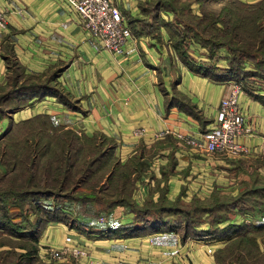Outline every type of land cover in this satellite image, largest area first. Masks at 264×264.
<instances>
[{"label":"crops","instance_id":"obj_1","mask_svg":"<svg viewBox=\"0 0 264 264\" xmlns=\"http://www.w3.org/2000/svg\"><path fill=\"white\" fill-rule=\"evenodd\" d=\"M112 1L132 32L120 52L101 46L90 36L67 0H0L6 17V26L0 28V85L6 78L9 52L26 74L54 73L56 92L29 93L21 113L27 117L44 114L60 128L69 127L78 134L106 136L111 166L143 165L130 173L128 203L104 202L99 209L95 202L80 206L81 214L99 210L108 219L93 232L72 236L87 250L77 258L80 264H110L118 259L216 264V249L230 238L210 237L203 223L196 225L197 233L187 235L177 225L173 229L156 227L159 223L153 218H148L152 227L146 225L137 233L107 230L135 224L137 208L148 204L209 205L263 185L264 84L238 90V102L252 127L251 132L237 137L243 145L240 152H210L200 144L182 141L178 133L198 137L199 131L212 125L219 99L238 82L212 78L188 65H205L212 54L191 35H185L178 48L174 46L170 22H179L174 20L173 10L150 9L153 0ZM226 1L216 0L219 5ZM240 1L254 4L259 0ZM205 3L208 1L189 0L188 5L197 12ZM221 61L224 59L215 64L226 66ZM139 127L142 132L137 134ZM231 208L230 215L217 222L219 227L250 216L247 211H237L235 205ZM69 230L74 229L58 221L42 243L55 242L57 237L62 243Z\"/></svg>","mask_w":264,"mask_h":264},{"label":"rangeland","instance_id":"obj_2","mask_svg":"<svg viewBox=\"0 0 264 264\" xmlns=\"http://www.w3.org/2000/svg\"><path fill=\"white\" fill-rule=\"evenodd\" d=\"M207 1L208 3H205L204 6L202 4L199 8H196L197 12H190L185 10V8L179 10L178 6L184 4V2L177 3L178 5L175 6L177 9L176 15L181 20L177 21L179 24L174 25L175 29L180 33L185 32L186 36H190L192 30L197 27L194 26L195 20L203 12H210L211 15H214L220 8L223 11L227 9V13L233 12L231 15L234 13L240 15L258 13V10L255 9L256 7L254 9L248 7L247 10L245 6L235 4L229 0L221 5L216 0ZM262 23L264 22L262 21ZM248 27L250 28V26ZM196 29H200V25ZM210 32L213 34V27L205 31V35ZM228 36H232V34L230 33ZM211 38L214 37L211 36ZM229 44L231 48H234L235 41L231 40ZM228 47L212 46L211 49L207 47L212 57L209 63L205 65H211L215 68L211 67L212 70H217L219 66L215 63H218L219 58L224 59L226 65L230 62L235 68L234 79L237 80L241 88L250 87V85L253 86L254 84L259 85V87L262 86L261 82L262 84L264 82L260 78L264 80V53L257 52L255 56H253V52L249 55H246L248 53L242 55L244 52L230 51V47ZM221 49L224 51V55L220 56ZM252 49L251 46L246 47V50ZM230 56H234V60L229 59ZM224 62L221 61V63ZM7 63L6 78L0 85V264H80L77 256L66 254L56 259L49 256L48 247L55 248L62 244L60 241L57 242L58 237L55 238V242L49 244H44L42 241H45L44 236L49 237V232L53 230L55 223L58 221L74 229L69 230L67 233L73 237H77V232H93L99 229V226L105 223L104 221H108L101 212L98 213L99 210L92 212L93 215L90 212L88 215L81 214L80 206H83L84 201L78 199L80 194L88 192L89 188H91L89 186L97 185L99 180L103 178L107 167H98L99 160H94L92 155L95 152L93 150L89 149L87 161H85V152L78 151L76 153L71 151L74 154H72L70 159L73 164L69 173L70 179L83 178L85 175L89 177L87 176L88 178L85 182H79L76 189L73 187L62 191L55 189L52 191L55 192L54 194L49 193V187L46 183L49 180H42L41 167L54 157H57L58 160L53 163L59 162L61 164L59 157L62 152H59V148L62 145V140L60 136L54 135L61 126L58 124H56L57 128L51 126L49 119L41 115L27 117L24 116V113H21V109L26 107L28 103L26 98L29 95V91L26 84L30 81V78L18 67L13 57L9 56ZM254 76L257 79H253ZM183 136L193 137L187 134H183ZM178 137L186 143L194 144L187 141L184 137ZM71 139L73 141L74 137L72 136ZM71 147H74V143L71 144ZM88 147L90 146L88 145ZM64 148H66L65 144H63L62 149ZM50 149L52 150L46 151ZM86 165L89 166V170L86 173L84 172L85 175L82 177V172ZM28 180H32L30 184ZM103 194L104 191H101V197L97 200L86 201V203L95 202L93 203L95 207L105 206V200L102 198ZM249 198L242 200V203H236L235 209L237 211H247L246 214L250 216L242 219V228L237 230V233L234 234V241L229 245V249L233 251L235 246L232 247V244L235 240H242L240 257L219 258L221 263L236 264L238 258H245V264H264V216L256 210L255 207L258 204L255 203L253 206L254 201ZM54 204L56 208H64V215L60 214L58 208L55 213L65 220L47 217L46 210L52 211L56 209L53 207ZM181 206L180 208L191 209V206L183 204ZM241 206L251 208H240ZM97 208L99 209V207ZM198 209L192 210L189 216L180 213L177 216L174 215V218L180 219L176 220L177 226L183 227V218H187L188 226L200 221V223L207 226L206 231L214 229L210 237H222L224 234H220L218 229L213 227L216 221H212L217 220L219 222L224 217H228L233 208L227 205L215 206L206 214L201 213L202 209ZM102 211L104 212V210ZM156 214L151 209L147 214H144V217L152 218ZM146 220L150 219H145L140 224H146ZM258 221L260 222L255 223ZM217 222L216 226H218ZM227 250L228 248L223 251ZM27 255L28 257H26ZM27 258H30L28 262Z\"/></svg>","mask_w":264,"mask_h":264},{"label":"trees","instance_id":"obj_3","mask_svg":"<svg viewBox=\"0 0 264 264\" xmlns=\"http://www.w3.org/2000/svg\"><path fill=\"white\" fill-rule=\"evenodd\" d=\"M229 1H232L233 3L238 4V5L245 6L247 10H248V7L252 9L256 7L255 9L258 10V13L251 14V15L249 14L240 15L238 13H234L233 15H231L233 12L227 13V9L223 11L221 8L218 10L217 13H214V15H211L210 12L208 13L203 12L202 15H200V17L197 20H195V23H194L195 27L196 26L199 27L200 25V29H196L197 28L196 27L194 30H192L190 27V29L192 30L191 36H193L195 39L199 40L201 43L206 45L209 49H211L212 46L213 47L224 46L225 48L229 46L230 48L229 47L228 48L230 49V51L244 52V54L242 55H245L246 53H248L246 55H249V54H252L253 52L254 53L253 56H255L256 55L255 53L257 52L264 53V50L262 51V49H264V23H262V21L264 22V0H259L255 2L254 4L244 3L240 0H229ZM180 2H184V4H180L178 6L179 10H183L185 8V10H188L190 12L192 11L190 6L188 5L189 0L188 1L187 0L185 1L153 0L152 3L149 2V4H150V9H155V8L157 9L158 7H163L165 9L168 8V9L173 10V14L175 18L174 20L180 21L181 19H178L176 15L177 9L175 7L176 5H178L177 3H180ZM170 23L173 25V28H174L172 29V33L175 37L173 44L175 47L178 48V46L180 45V42L182 41L185 35V32H181V33L178 32V30L175 29L173 22H170ZM248 26H250V28ZM211 27H213V31H214L213 34L210 32L208 35H205V31L210 30ZM201 33H204V34H201ZM230 33L232 34V36H228L230 35ZM211 36L214 38H211ZM231 40L235 41L234 48H231L229 44V41ZM250 46L253 49L246 50V47H250ZM180 55L184 59L183 53H180ZM9 56L14 58L11 52H9L5 56L6 67L8 65L7 59ZM229 59L234 60V56H230ZM17 65L18 67H20L18 63ZM188 65H191V68H193L194 70L207 74L215 79L234 78V75L236 73L235 68L231 65L230 62H228V64L224 67H221V68L218 67L219 69L217 70H212V68L213 69L215 68L212 67L211 65H200V64L192 65L189 63ZM252 74H255V73H252ZM256 74H258V72H256ZM26 75L29 76L30 78V81L26 84L29 93L56 92L55 88L53 87V81H52L54 73L48 74L46 76L45 75L42 76L41 74H26ZM36 115L37 116L41 115L44 118H46L44 114H36ZM47 118L50 121V125L57 128V125L54 124L53 121L49 117ZM57 131L58 132H56L54 135L60 136L62 140V145L59 148V152H62V155H60L59 157L61 164H59V162L53 163L54 161L58 160L57 157H54L41 167L42 180L44 179L49 180L46 182L49 187V191H50L49 193L54 194L55 192H52V191L55 189H59V191L67 190V189H70L71 187L76 189L79 185V182L82 183L86 181V179L89 177L88 175H85L86 171L89 170L88 165H86V168L82 172L83 173L82 177L85 175L83 178H77V179L73 178L72 180L70 179L69 173L73 165L70 159H71L72 154H74V152L77 153L78 151H83L86 153L85 161H87L89 157L87 153L89 152V149H90V150H93V152H95L92 155L94 157V160H97V159L99 160L98 167L105 166L107 167V170L103 178L99 180L97 185L93 184L89 186L91 188H89L88 192L87 193L85 192L84 194H80L78 196V199H82L84 203H86V201L97 200L99 197H101L100 192L104 191L102 198H104L103 200H105L104 202L106 204L117 203V202L128 203L130 200L128 196L130 193V186H131V180H132L130 173L133 170L134 171L139 170L143 166L142 163L135 162L131 165L128 163L122 166H117L116 163H113L111 166L109 162V156H108L110 154V152L108 151L109 141L107 140L108 138L106 136L102 134H96V133L92 135L76 134V132H74V130L71 128H58ZM72 136L74 137L73 141L71 139ZM87 142L89 143L87 144ZM72 143H74L73 148L71 147ZM63 144L66 145V148L64 149H62ZM88 145L90 147H88ZM51 150L52 149L46 150V151H51ZM71 151H74V152L71 153ZM135 174L137 175L138 173H135ZM31 181L32 180H28V183L30 184ZM247 197H250L249 199L254 201V203L252 204L253 206L255 203L258 204V206L255 208L261 215L264 216L263 214L264 212V184H263L258 187H252L251 189L243 191L237 196L230 197V198H224V199L222 198L220 201H215L214 203L209 204V205L202 204V203L196 204L194 206L192 205L190 210L188 208H179V207H173V206L159 207L156 205L148 204L144 207L137 208L136 218L138 219V221H136L135 224H130V225H126L123 227L114 228V229L109 228L107 232L108 233H120V232L137 233L139 229L145 227L146 225L152 227L154 223L148 222L149 220L148 221L146 220L147 221L146 224H143V223L140 224L145 219H148L144 217V214H147V212L151 211V209L153 212L157 213L154 217H152L153 219L158 220V222L157 221L156 222L159 223V225L157 224L156 227L162 226L163 228H166V229H173L174 226L177 225L176 220H180L178 218H174L179 213L189 216L192 210H196L198 208H199L198 210L202 209L201 213H204V212L211 211L212 208H215V206L221 207L223 205H227V206L232 207L233 205L236 206V203H242L241 201L244 199H247ZM53 207L56 208V205L54 204ZM150 207H153V208H150ZM57 208L52 211L46 210L47 217L58 219V220L64 219V218L59 217L58 214L55 213L56 210L59 209L60 214L64 215L65 214L63 210L64 208L63 207L58 208V209ZM240 208H247V207L241 206ZM249 208L251 207H248L247 209ZM186 219L187 218L182 219L183 220L182 233L184 235H187L188 233H197L198 231L196 229V225H198L200 221H197L195 224H191L188 226L187 225L188 220L186 222ZM214 221L217 222V220H213L212 222ZM216 222L213 225V227L217 228L220 234H224L222 237L230 238L229 241L223 247H220L216 249L215 251L216 264H224L220 262L219 258L240 257L241 250H242L241 248L242 240H238V239L235 240V242L232 244V247L235 246L233 251L232 249H229V245L232 241H234V236H235L234 234L237 233V230L242 228V224L241 222L237 224L226 223L225 225L218 227L216 226ZM259 222L260 221L255 222V223H259ZM206 229H205L206 233L214 232V229H209L207 231ZM227 248H228L227 251H223L224 249H227ZM26 257H28V255ZM27 259H28L27 260L28 262L30 258H27ZM245 263H246L245 258H238L236 262V264H245Z\"/></svg>","mask_w":264,"mask_h":264},{"label":"built area","instance_id":"obj_4","mask_svg":"<svg viewBox=\"0 0 264 264\" xmlns=\"http://www.w3.org/2000/svg\"><path fill=\"white\" fill-rule=\"evenodd\" d=\"M78 13L81 26L94 39L99 40L101 46L120 52L125 42L132 36L131 29L125 21L122 13L112 0H67ZM6 26V17L0 9V28ZM240 85L234 83L231 90L222 96L215 111L212 125L202 129L198 137H184L187 141L200 144L207 151L238 152L243 145L237 141V137L251 132V125L246 120L242 108L237 99ZM142 128H136L135 133H141ZM207 251L211 246L207 245ZM48 254L52 258H60L69 254L73 256L85 255L87 250L82 244L73 241L72 236L65 234L59 247H48ZM110 264H148L143 261L128 262L115 260Z\"/></svg>","mask_w":264,"mask_h":264}]
</instances>
